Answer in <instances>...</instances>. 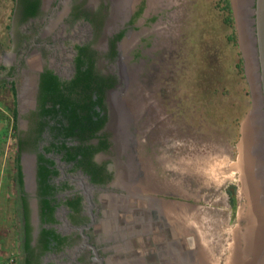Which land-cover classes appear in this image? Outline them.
<instances>
[{"label": "flooded vegetation", "instance_id": "af4514ba", "mask_svg": "<svg viewBox=\"0 0 264 264\" xmlns=\"http://www.w3.org/2000/svg\"><path fill=\"white\" fill-rule=\"evenodd\" d=\"M162 5L13 0L0 41V92L15 144L18 264L264 263V240L250 242L245 226L238 241L221 240L203 193L189 189L185 146L158 138L138 103L156 73ZM165 73L171 107V65ZM133 81L141 95L133 94L132 110ZM204 90L200 83L196 96ZM226 194L234 210L235 184Z\"/></svg>", "mask_w": 264, "mask_h": 264}, {"label": "rangeland", "instance_id": "374dc122", "mask_svg": "<svg viewBox=\"0 0 264 264\" xmlns=\"http://www.w3.org/2000/svg\"><path fill=\"white\" fill-rule=\"evenodd\" d=\"M155 2L157 8L159 2L167 8L164 10L166 17H161L153 28L156 31L154 34L156 51H161L157 53L156 73L151 77L149 89L147 85L144 86L143 98H137L141 100L138 103L141 105V110L148 109L147 114L149 112V119L156 126L158 138L162 140L166 138L168 142H172L174 150L181 149L182 152L185 146L189 166V189L196 191V194L198 189L203 193L206 209L215 213L221 240L226 243L236 238L238 241L243 236V227H246V216L249 226L251 225L249 215H253L255 206L259 207V216L264 219V160L258 163V178L261 179H255V188L260 187L263 201L257 200V197L255 205L250 201V197L247 201L244 197L247 188L242 187L241 183L244 175L241 166L246 164L239 165L238 143L242 135V123L254 106L253 98L257 86L256 89L253 88L251 78L253 79L254 75L249 72L248 67L246 68L237 26L238 17L236 19L232 7L233 28L226 23L225 17L228 13L222 7V0H155ZM12 4L13 0H0V41L7 39V15L11 11ZM253 17L254 14L251 18ZM238 22L242 28V42L246 48L244 38L248 40L249 28H252L254 23L251 22L252 25L250 24L249 27L246 18H244L245 24L243 20L238 19ZM233 30L235 38L232 37ZM240 61H242L241 70L238 67ZM170 65L174 73L171 82L172 108L165 102L169 94L167 90L169 84H165V70ZM3 69L4 66L0 61V73ZM131 73L128 77L136 79L137 75L135 77ZM133 82L134 88L129 86L128 90L130 97L132 96L128 98L132 110L135 107L133 94L141 95V91L135 85L136 81ZM131 83L132 80L130 85ZM200 83L204 89L209 87V90H212L210 96L205 95L206 97L203 98L196 96L195 91ZM8 99L1 91L0 113L7 110L5 106ZM237 117L239 118L238 136L234 122ZM8 119L11 124L12 119L10 117ZM8 142V153L11 154L12 149L14 151L12 146L15 144H12V140ZM209 175H218V177L211 179ZM191 176L199 177L201 180L192 181ZM229 184H235L239 193L234 210L227 201L226 191ZM12 191V238L1 239L3 241H0V262L6 257L2 255L18 249L16 229L20 217L15 206L17 198L14 197V186ZM246 195L249 196L247 192ZM251 235L253 233L248 232L246 237L252 241Z\"/></svg>", "mask_w": 264, "mask_h": 264}, {"label": "water", "instance_id": "95a60500", "mask_svg": "<svg viewBox=\"0 0 264 264\" xmlns=\"http://www.w3.org/2000/svg\"><path fill=\"white\" fill-rule=\"evenodd\" d=\"M231 2L237 19L234 0H231ZM245 2L247 3L243 12V18H246V20L249 22V27L251 22L254 23V26L252 28L250 27L249 31L247 30L250 39V54L252 55L253 61L252 63L250 62L251 64L249 63L248 58L250 54H247V50L242 42V28L238 22V19L237 26L240 36V44L246 61V68L248 67L249 72L251 69H253L254 76L253 79L251 78V82L253 84V88L256 89L257 86V92L256 94L254 93V106L247 113L241 126L242 137L238 143L240 149L239 165H249V169L246 171L247 175H245L246 172H244V176H247L246 178L249 177L248 179H251L254 189L258 188L256 191L258 193L256 194L257 200H262L263 193H260V187L255 188V179H259L258 163L264 160V0H245ZM253 14L254 17L251 18ZM246 134L248 136H246ZM245 142L246 145H248L247 152L243 158H241L242 147L245 145ZM242 161L244 163H242ZM259 186H261V184H259Z\"/></svg>", "mask_w": 264, "mask_h": 264}, {"label": "crops", "instance_id": "0c3cea01", "mask_svg": "<svg viewBox=\"0 0 264 264\" xmlns=\"http://www.w3.org/2000/svg\"><path fill=\"white\" fill-rule=\"evenodd\" d=\"M0 109H2L0 107ZM11 130V124L9 123L7 111L0 113V241L2 238L11 239L12 238V225L11 216L13 208V191L10 180V168H11V156L9 155V134ZM218 177V175L211 176ZM249 231V224L247 223L245 228L244 237L247 239ZM8 232V233H7ZM264 231L262 229L261 237L259 239H264ZM5 242V241H4ZM7 256V254L2 255V257Z\"/></svg>", "mask_w": 264, "mask_h": 264}, {"label": "bare ground", "instance_id": "6f19581e", "mask_svg": "<svg viewBox=\"0 0 264 264\" xmlns=\"http://www.w3.org/2000/svg\"><path fill=\"white\" fill-rule=\"evenodd\" d=\"M246 3L247 2H245V0H234V4H235V8H236V14H237V17H238V19L241 21V20H243V23L245 24V22H244V15H243V12H244V9H245V5H246ZM241 5H242V7H241ZM249 20V19H248ZM247 20H246V24H247ZM247 26V25H246ZM245 27V26H244ZM247 28V27H246ZM247 36V35H246ZM244 41H245V45H246V50H247V54H250V47H249V41H250V39H249V37H248V40L246 39L245 40V38H244ZM248 58H249V63L251 62H253L252 61V55L250 54L249 56H248ZM250 63V64H251ZM251 73L253 74V69H251ZM248 134V133H247ZM246 134V136H248ZM247 147H248V145H246V142H245V145L242 147V154H241V158H243V156L245 155V153L247 152ZM264 156V155H263ZM244 166V167H243ZM243 166H241V168H242V171L243 172H246V171H248V169H249V165L248 166H246V165H243ZM241 170V169H240ZM245 175H247V172L245 173ZM249 178V177H248ZM248 178H244V186L247 188L246 189V192L248 193V197H250L249 199H250V201L251 202H253L254 203V205L256 204L255 203V201H256V197H257V195L256 194H258L256 191V189H254L253 187H252V185H253V182H251V179H248ZM252 184V185H251ZM261 191V190H260ZM262 196V195H261ZM260 197V196H259ZM263 198V197H262ZM249 201V202H250ZM260 201V200H259ZM263 201V200H262ZM259 203V202H258ZM261 203V202H260ZM262 204V203H261ZM250 205H252V203L250 204ZM259 206V205H258ZM261 206V205H260ZM264 206V205H263ZM250 208V210H251V207H249ZM248 208V209H249ZM253 208V207H252ZM259 208V207H258ZM257 208V206H255V208H254V210H253V215L252 216H250L249 215V220H250V226H249V231L248 232H251V233H253V235H251L252 236V241H251V239H249V241L250 242H255L257 239H259L260 237H261V232H262V229L264 228V219L263 218H260V216H259V209ZM263 208V207H262ZM255 211V212H254ZM252 212V211H251ZM248 214V213H247ZM251 214V213H250ZM262 217V216H261ZM258 231V232H257ZM263 231H264V229H263ZM262 235H264V234H262ZM262 237H264V236H262ZM248 238V237H247ZM264 240V239H263ZM260 242V241H259ZM263 242V241H262ZM257 244V242L254 244V245H256ZM253 245V246H254ZM259 246H261V245H259ZM258 246V247H259ZM264 247V245L262 244V248ZM262 252H264V248H263V250H262ZM260 257H262L261 256V254L259 255ZM259 258V257H258ZM257 258V259H258ZM236 260V259H235ZM260 262V261H259ZM261 263V262H260ZM257 264V263H256ZM264 264V263H263Z\"/></svg>", "mask_w": 264, "mask_h": 264}, {"label": "trees", "instance_id": "16d2710c", "mask_svg": "<svg viewBox=\"0 0 264 264\" xmlns=\"http://www.w3.org/2000/svg\"><path fill=\"white\" fill-rule=\"evenodd\" d=\"M222 3H223V9L227 11L228 15L225 17V21L228 25H230V27H232V24L233 23V15H232V6H231V1L230 0H222ZM233 28V27H232ZM232 37L235 38V33H234V30H233V33H232ZM242 61H240V63H238V67L240 68V70L242 69V65H241ZM211 91L212 90H209V87L207 89L204 90L205 92V95L206 96H210L211 94ZM239 118L237 117L236 119H234V122L236 124V134L237 136L239 135V125L237 126V124L239 123Z\"/></svg>", "mask_w": 264, "mask_h": 264}, {"label": "built area", "instance_id": "2783aa9c", "mask_svg": "<svg viewBox=\"0 0 264 264\" xmlns=\"http://www.w3.org/2000/svg\"><path fill=\"white\" fill-rule=\"evenodd\" d=\"M0 264H18L17 249L11 250V252L7 254V256L0 262Z\"/></svg>", "mask_w": 264, "mask_h": 264}]
</instances>
